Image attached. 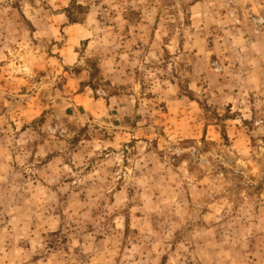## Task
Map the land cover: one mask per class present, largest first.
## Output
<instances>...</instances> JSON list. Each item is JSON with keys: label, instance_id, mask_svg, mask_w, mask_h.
I'll list each match as a JSON object with an SVG mask.
<instances>
[{"label": "rangeland", "instance_id": "obj_1", "mask_svg": "<svg viewBox=\"0 0 264 264\" xmlns=\"http://www.w3.org/2000/svg\"><path fill=\"white\" fill-rule=\"evenodd\" d=\"M0 264H264V0H0Z\"/></svg>", "mask_w": 264, "mask_h": 264}, {"label": "crops", "instance_id": "obj_2", "mask_svg": "<svg viewBox=\"0 0 264 264\" xmlns=\"http://www.w3.org/2000/svg\"><path fill=\"white\" fill-rule=\"evenodd\" d=\"M122 17L124 28H120V30L118 29L117 36H119L120 38L119 40H117L118 44L116 42L115 45L117 48L116 50H113V54L110 55L112 56L114 62H117V66H115V69L113 70L116 75H121L125 71V62L133 58L136 59V53H138L141 47H145L146 43L148 44L149 42H151L150 48L146 49L149 50V53H152L153 51L158 52V35L157 33H154L153 29H150L149 31L147 30V27H149V25L147 24V22H144L145 19H142V22L139 24V26L135 27V25L132 24L131 17H129L127 14ZM64 23L65 22H62V24ZM64 28L80 31V33H77V38L79 40H88L90 46L100 43L96 38H89L90 36H87L88 34H85L86 29L81 24H67L66 26L64 25ZM140 41L143 42V45H141ZM108 58L109 56L106 54L105 59L108 60ZM108 100H110V98Z\"/></svg>", "mask_w": 264, "mask_h": 264}, {"label": "trees", "instance_id": "obj_3", "mask_svg": "<svg viewBox=\"0 0 264 264\" xmlns=\"http://www.w3.org/2000/svg\"><path fill=\"white\" fill-rule=\"evenodd\" d=\"M68 17V19L70 20V22H74L75 20H72L71 21V18L69 17V15L67 16ZM224 135V134H223ZM225 137V136H224Z\"/></svg>", "mask_w": 264, "mask_h": 264}]
</instances>
